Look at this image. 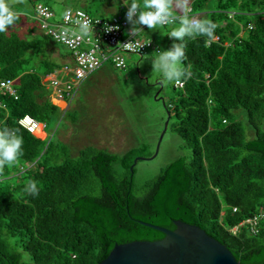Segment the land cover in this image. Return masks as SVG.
<instances>
[{
  "label": "trees",
  "instance_id": "16d2710c",
  "mask_svg": "<svg viewBox=\"0 0 264 264\" xmlns=\"http://www.w3.org/2000/svg\"><path fill=\"white\" fill-rule=\"evenodd\" d=\"M189 6L218 27L210 38L188 40L191 76L180 88L172 82L173 96L164 102L188 153L139 184L136 164L130 166L135 156L151 155L146 143L122 154L88 146L71 156L64 142L17 123L26 114L46 125L57 121L63 110L41 80L69 66L72 55L62 44L67 56L52 55L55 41L33 28L21 37L15 29L21 16L0 33V80L14 79L17 90L16 99L0 93L7 108L0 126L17 129L24 140L22 156L0 171V264H98L116 243L163 237L140 221L174 229L176 219L225 244L239 263H264V216L255 234L245 225L230 231L264 209V0H189ZM237 109L253 138L245 140ZM6 176L15 182H2ZM29 180L38 182L39 195L25 191Z\"/></svg>",
  "mask_w": 264,
  "mask_h": 264
},
{
  "label": "rangeland",
  "instance_id": "374dc122",
  "mask_svg": "<svg viewBox=\"0 0 264 264\" xmlns=\"http://www.w3.org/2000/svg\"><path fill=\"white\" fill-rule=\"evenodd\" d=\"M41 1L50 6L56 19H59L64 9L69 7L86 11L92 9L91 12L100 17L111 13L102 10L106 2L101 7L96 5L97 0ZM213 1L209 0L210 3ZM11 4L23 17V21L15 26L21 37L29 36L27 26H32L36 36H44L35 21L31 3L27 0H11ZM174 26H178V22L153 29L144 26L139 36L151 37L160 50L167 49L171 47L175 38H170L166 33ZM53 45L56 48L52 49L54 50L52 55L67 56L68 50L64 46L55 42ZM157 54L149 50L145 51L142 57L124 54L127 64L125 69L114 68L109 62L104 63L100 69L93 71L80 83L76 95L67 105L51 99L63 112L57 121L45 126L46 136L54 141L64 142L71 156H76L79 150L88 146L122 154L129 148L146 143L153 157L139 159L136 162L135 181L138 184L156 175L179 154L188 153V150L181 147L183 141L180 136L171 128L172 119L160 136L166 120V110L162 101H168L173 96V88L172 83L159 82L160 73L152 64ZM234 112L243 126L245 140L253 138L254 131L247 122L244 110L237 109ZM260 128L264 129V119ZM1 181L11 184L15 182L14 177L8 176ZM19 250L22 258L27 260L29 254Z\"/></svg>",
  "mask_w": 264,
  "mask_h": 264
},
{
  "label": "built area",
  "instance_id": "2783aa9c",
  "mask_svg": "<svg viewBox=\"0 0 264 264\" xmlns=\"http://www.w3.org/2000/svg\"><path fill=\"white\" fill-rule=\"evenodd\" d=\"M123 6V5H122ZM111 18L93 17L81 9H66L60 20L54 18V13L45 4L38 2L34 7V15L40 28L52 40L64 45L71 52L73 65L63 66L44 76L43 82L51 88L57 99H69L77 91L80 82L94 69L105 62H110L117 69H124L126 62L123 54H136L142 56L145 51L158 52L155 43L143 37L135 40L126 19L127 9ZM87 22L89 32L81 33V25ZM110 26L111 30H106ZM213 39H217L214 36ZM133 40V41H131ZM180 88L182 81L174 82ZM0 91L16 98V89L9 79L0 80ZM5 104L0 99L1 113ZM18 123L29 132L40 136L44 133V123L25 115L18 119ZM236 208L234 207L233 210ZM264 216V209L247 216L230 228L235 232L239 226H247L252 234L258 231L259 221Z\"/></svg>",
  "mask_w": 264,
  "mask_h": 264
},
{
  "label": "clouds",
  "instance_id": "9594fccd",
  "mask_svg": "<svg viewBox=\"0 0 264 264\" xmlns=\"http://www.w3.org/2000/svg\"><path fill=\"white\" fill-rule=\"evenodd\" d=\"M38 2H41L50 8V6L47 5L45 2L41 0H35L32 6L33 14H34V7ZM70 9H81V8L75 7V8H70ZM118 9L119 11L115 12L116 14H113V16L122 13L124 11L123 9H127V12H126V19L128 21L127 29H129V24H131L132 27L130 31L132 35L134 36L133 40H135L137 37H140L139 33L144 26H147L149 29H153V28H156L157 26H162L165 24H177L178 22V26L172 27V29L166 33L170 38H175L173 39L171 47L167 49L160 50L158 47V44H156L153 40H151L150 38L141 36L143 38L153 41L158 48V52L153 51L158 54L154 56V59L152 60V64H153V68L156 69L160 73L159 82L162 84L164 82L172 83V82L179 81L181 79L186 80L190 78L191 72L188 70L187 66L184 63L186 60V48H187L188 40L194 39L198 36H205V37L210 38L213 36L216 28L218 27L217 23L210 18H197V16L192 12L191 7L189 6V0H143V3H141V0H123V4L118 5ZM50 10L54 13V11L51 8ZM83 11L91 15L88 11L86 10H83ZM177 11L179 12V14H177ZM63 13L59 19H56L55 14H54V18L56 20H60L63 16ZM20 16L22 15H20V13L12 6L11 0H0V33H5L9 29V26L15 25L17 21L19 20ZM93 17H100V16H93ZM34 18H35L36 23L38 24V28H40L39 22L37 18L35 17V15H34ZM101 18H108V17H101ZM106 30H111L110 26L106 27ZM80 31L84 35L88 34L89 25L87 22L81 25ZM42 32L43 34H45L43 30ZM149 51H152V50H149ZM105 63H108V62H105ZM72 65H73V60H72ZM102 65H100L98 68H100ZM126 67H127V64H126ZM98 68L94 69L93 71L97 70ZM92 72H90L84 79H86ZM48 73H51V72H48ZM45 75L42 76L41 81L47 88L50 89V100L54 99L59 102L61 101V102H64L65 105H67L68 102H70V100L76 95L77 91L69 99H57L53 96L51 88L48 87L43 82ZM9 80L13 83L15 87V84H14L15 80L14 79H9ZM0 93L2 96L3 95L11 96L9 94H2L1 91ZM16 97H17V90H16ZM0 99L5 104V102L3 101L1 97ZM5 108H6V104H5ZM6 110L7 108L4 109L2 112L4 117H6V114H7ZM37 121L44 123L39 120ZM17 123H18V120H17ZM44 125L46 126L45 123ZM42 134L43 135H40L38 137H41V136H43L41 138L47 137L45 130H44V133ZM23 144H24L23 137L22 135L19 134L17 129H13L7 126H0V170H2L4 166L14 163L20 158V156H22ZM25 191L33 196L39 195L38 182L36 180H29L25 186Z\"/></svg>",
  "mask_w": 264,
  "mask_h": 264
},
{
  "label": "water",
  "instance_id": "95a60500",
  "mask_svg": "<svg viewBox=\"0 0 264 264\" xmlns=\"http://www.w3.org/2000/svg\"><path fill=\"white\" fill-rule=\"evenodd\" d=\"M164 106V101H162ZM166 111L163 132L169 120ZM153 156H135L132 166L139 159H151ZM142 224L161 231L164 235L156 240H132L116 243L107 256L98 264H241L226 247L202 228L181 220H173L174 229H168L152 223ZM264 264V263H262Z\"/></svg>",
  "mask_w": 264,
  "mask_h": 264
},
{
  "label": "crops",
  "instance_id": "0c3cea01",
  "mask_svg": "<svg viewBox=\"0 0 264 264\" xmlns=\"http://www.w3.org/2000/svg\"><path fill=\"white\" fill-rule=\"evenodd\" d=\"M120 4H123V0H109L108 2H106V5H103V7H102V10L103 11H110L111 13L110 14H108V15H105V16H102V17H109V16H111V15H113L115 12H118L119 11V9H118V5H120ZM104 7H106V8H104ZM110 7V8H109ZM69 8H75V7H69ZM104 8V9H103ZM109 8V9H108ZM65 10V9H64ZM64 12V11H63ZM55 14V13H54ZM92 15L93 16H97V15H94L93 13H92ZM22 17V16H21ZM23 21V17H22V20H21V22ZM30 27H32V26H27V29L28 28H30ZM131 24H129V29H131ZM139 27H140V25H139ZM147 38V37H146ZM148 38H150L151 40H153L151 37H148ZM154 41V40H153ZM69 62L71 63V64H69L70 66L72 65V60L70 59L69 60ZM102 67V66H101ZM100 67V68H101ZM100 68H98V69H100ZM89 77V76H88Z\"/></svg>",
  "mask_w": 264,
  "mask_h": 264
}]
</instances>
